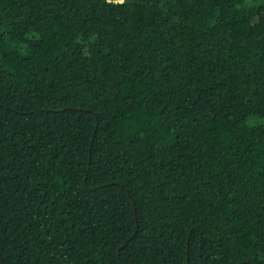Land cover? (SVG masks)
<instances>
[{"label": "trees", "instance_id": "obj_1", "mask_svg": "<svg viewBox=\"0 0 264 264\" xmlns=\"http://www.w3.org/2000/svg\"><path fill=\"white\" fill-rule=\"evenodd\" d=\"M0 264H264V0H0Z\"/></svg>", "mask_w": 264, "mask_h": 264}]
</instances>
